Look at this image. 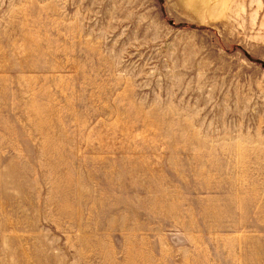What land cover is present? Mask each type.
I'll list each match as a JSON object with an SVG mask.
<instances>
[{
  "label": "rangeland",
  "instance_id": "374dc122",
  "mask_svg": "<svg viewBox=\"0 0 264 264\" xmlns=\"http://www.w3.org/2000/svg\"><path fill=\"white\" fill-rule=\"evenodd\" d=\"M0 264H264V0H0Z\"/></svg>",
  "mask_w": 264,
  "mask_h": 264
}]
</instances>
